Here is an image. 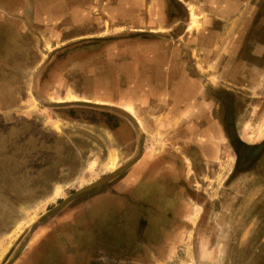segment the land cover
I'll return each instance as SVG.
<instances>
[{
	"label": "rangeland",
	"instance_id": "1",
	"mask_svg": "<svg viewBox=\"0 0 264 264\" xmlns=\"http://www.w3.org/2000/svg\"><path fill=\"white\" fill-rule=\"evenodd\" d=\"M158 9L167 33L143 52ZM164 10L0 0V264L46 212L124 167L85 191L113 185L143 146L182 160L181 241L158 264H264V0H164ZM126 74L141 83L123 89ZM157 79L159 90L142 81ZM130 89L135 116L119 100ZM113 121L133 123V152Z\"/></svg>",
	"mask_w": 264,
	"mask_h": 264
},
{
	"label": "crops",
	"instance_id": "2",
	"mask_svg": "<svg viewBox=\"0 0 264 264\" xmlns=\"http://www.w3.org/2000/svg\"><path fill=\"white\" fill-rule=\"evenodd\" d=\"M176 1L180 8L186 4V0ZM161 5L165 12L164 0ZM165 9L169 10V2ZM144 20L149 22L148 17ZM155 30L154 34H140L142 43L137 44L143 47V52L152 50L151 46L160 42L159 36L167 33L165 29ZM116 47L128 51L133 48L125 41ZM124 77L131 78L115 82L124 83L125 90L141 83L139 78L134 81L132 75ZM142 81L153 83L152 87L155 85L158 90L165 83L158 79ZM150 147L140 148L130 161L131 166L109 188L83 191L75 201L46 212L30 232L19 257L9 264L166 262L181 241L182 160L177 152L168 151L165 146L162 151H153Z\"/></svg>",
	"mask_w": 264,
	"mask_h": 264
},
{
	"label": "bare ground",
	"instance_id": "3",
	"mask_svg": "<svg viewBox=\"0 0 264 264\" xmlns=\"http://www.w3.org/2000/svg\"><path fill=\"white\" fill-rule=\"evenodd\" d=\"M139 3H142L143 0H136ZM162 19H161V15H160V11L158 9L157 13L155 16H152V18L150 19V24L153 27H156L157 29H159L160 31H163L165 28L162 26ZM150 25V26H151ZM196 25V14L194 11L190 12V24L188 26V29L193 28ZM120 51H124L126 50L123 47H119L118 48ZM76 96H72L71 99H76ZM85 99H88L87 97H84ZM70 99V98H69ZM120 102L122 103V108H124L125 110H127L128 112L132 113L134 116L136 115V109H135V102H134V92L132 91V89L128 90L127 92H125L124 94H122L119 98ZM54 197H60V190L56 189V192L54 194ZM20 229L18 231L15 232V235H18Z\"/></svg>",
	"mask_w": 264,
	"mask_h": 264
},
{
	"label": "trees",
	"instance_id": "4",
	"mask_svg": "<svg viewBox=\"0 0 264 264\" xmlns=\"http://www.w3.org/2000/svg\"><path fill=\"white\" fill-rule=\"evenodd\" d=\"M171 3H175V4H178V2L176 0H169ZM179 5V4H178ZM111 115L113 113H110ZM132 121V120H131ZM113 123L115 124L116 126V134L118 135V137H121V140L122 141H126L128 138L131 137V141L129 142L127 148L128 150L132 149L133 148V143H134V136L131 135V133L133 132V123L130 122L129 125L128 124H125V125H119V123H116V121H113ZM137 127V125H135ZM134 126V127H135ZM138 130L136 128H134V132H137ZM140 132V131H139ZM122 133L124 135V137L122 138Z\"/></svg>",
	"mask_w": 264,
	"mask_h": 264
},
{
	"label": "water",
	"instance_id": "5",
	"mask_svg": "<svg viewBox=\"0 0 264 264\" xmlns=\"http://www.w3.org/2000/svg\"><path fill=\"white\" fill-rule=\"evenodd\" d=\"M123 169H124V167H122V168H120V169H118V170H116V171H114V172H112V173H110V174L104 176L103 178H101L100 180H98V181H96V182H94V183H91V184L87 185L86 187H84V188L78 190V191H77V194H78V193H81V192H83V191H85V190H87V189H90V188H92V187H98V186H100V185L103 184L105 181H107L108 179L112 178L116 173L121 172Z\"/></svg>",
	"mask_w": 264,
	"mask_h": 264
}]
</instances>
